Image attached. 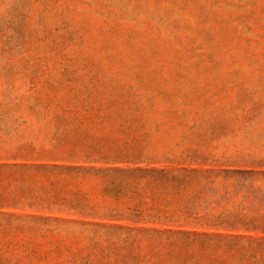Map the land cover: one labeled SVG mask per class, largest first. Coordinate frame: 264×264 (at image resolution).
I'll return each mask as SVG.
<instances>
[{"label": "rangeland", "instance_id": "rangeland-1", "mask_svg": "<svg viewBox=\"0 0 264 264\" xmlns=\"http://www.w3.org/2000/svg\"><path fill=\"white\" fill-rule=\"evenodd\" d=\"M0 264H264V0H0Z\"/></svg>", "mask_w": 264, "mask_h": 264}]
</instances>
